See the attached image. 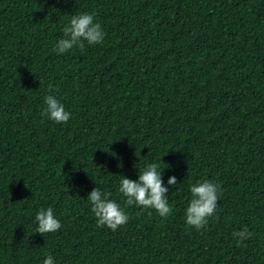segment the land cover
Wrapping results in <instances>:
<instances>
[{
  "label": "trees",
  "instance_id": "obj_1",
  "mask_svg": "<svg viewBox=\"0 0 264 264\" xmlns=\"http://www.w3.org/2000/svg\"><path fill=\"white\" fill-rule=\"evenodd\" d=\"M101 44L53 51L71 15ZM51 85V90L49 86ZM54 95L67 123L41 115ZM157 163L172 211L126 205ZM177 184L169 186V177ZM220 186L206 226L190 187ZM129 219L98 228L87 195ZM53 209L61 227L35 233ZM247 227L237 245L232 233ZM264 264V0H0V264Z\"/></svg>",
  "mask_w": 264,
  "mask_h": 264
},
{
  "label": "clouds",
  "instance_id": "obj_2",
  "mask_svg": "<svg viewBox=\"0 0 264 264\" xmlns=\"http://www.w3.org/2000/svg\"><path fill=\"white\" fill-rule=\"evenodd\" d=\"M63 37L59 39L53 51L64 54L74 47L81 51L88 45L101 44L105 38V33L101 25L94 22V16L90 13L71 15L69 22L63 27ZM51 90V85L49 86ZM44 109L41 113L43 117L55 123H67L71 114L65 110L63 104L54 96L44 97ZM157 163H148L138 173V180H131L125 176H120L119 192L126 198V205L154 209L159 216L167 218L171 214L166 194L168 188L164 186L161 173ZM167 184L173 186L177 184L175 176L169 177ZM191 199L185 210V223L187 226L200 230L212 217L216 210L217 201L220 196V186L209 180L197 182L190 187ZM110 193H103L99 188H94L88 195L87 200L91 205V212L96 218L98 228L106 227L112 231L127 223L129 217L121 206L113 200L108 199ZM37 227L35 233L43 236L60 229L61 224L56 219L51 207L40 209L35 216ZM237 245L242 241L251 239L253 233L245 226L241 230L232 233ZM42 264H54V258L48 255Z\"/></svg>",
  "mask_w": 264,
  "mask_h": 264
}]
</instances>
